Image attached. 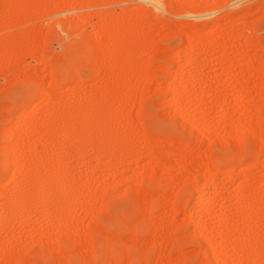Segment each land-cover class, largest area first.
Here are the masks:
<instances>
[{
  "label": "rangeland",
  "instance_id": "obj_1",
  "mask_svg": "<svg viewBox=\"0 0 264 264\" xmlns=\"http://www.w3.org/2000/svg\"><path fill=\"white\" fill-rule=\"evenodd\" d=\"M2 1L0 201L26 202L0 264H264V0ZM102 19L123 33L96 52ZM73 119L86 121L66 154ZM4 130L19 181L1 164Z\"/></svg>",
  "mask_w": 264,
  "mask_h": 264
},
{
  "label": "bare ground",
  "instance_id": "obj_2",
  "mask_svg": "<svg viewBox=\"0 0 264 264\" xmlns=\"http://www.w3.org/2000/svg\"><path fill=\"white\" fill-rule=\"evenodd\" d=\"M4 1V7L6 8H9L10 7V4H12V3H10V0H3ZM2 1V2H3ZM12 1V0H11ZM13 2V1H12ZM10 9V8H9ZM9 9H7V10H9ZM10 11V10H9ZM128 17V16H127ZM126 20H128L127 18H126ZM111 22H107L106 20H104V19H102L101 20V27H100V34L99 35H97V36H94V38H93V40H92V43H91V45L89 46V49H91V50H96V52L101 48V45H102V39H101V36L103 35V34H111L112 36H113V40H112V46H110V47H112V48H114V46H115V44H116V35L117 34H122L123 33V31L122 30H120V29H118V33H117V31L115 32V29L113 28V26L110 24ZM99 24V23H98ZM100 26V25H99ZM125 29V28H124ZM190 37V36H189ZM20 39V38H19ZM187 39V38H186ZM16 40H18V39H16ZM189 41H193L192 39H188ZM189 41H187V43L189 42ZM17 42V41H16ZM21 42V41H20ZM19 43V42H18ZM193 43V42H192ZM189 45H191L190 43H189ZM188 45V46H189ZM187 46V47H188ZM193 46V45H192ZM188 49V48H187ZM189 49H191V50H189ZM188 50H187V52L188 53H194L193 55L195 56L193 59L191 58V61L190 62H188L189 64L188 65H190L191 67H190V70H192L193 71V77H197V73H196V70L200 67V66H202V64H201V62L197 59V56L204 50L199 44H197V43H195V46H193V47H190ZM193 49V50H192ZM101 50V49H100ZM99 50V51H100ZM190 51V52H189ZM99 53H101V52H98V54ZM101 55V54H100ZM190 56H192L191 54H190ZM98 57V56H97ZM193 57V56H192ZM103 59V58H102ZM44 60V59H43ZM44 62H46V61H44ZM109 62V61H108ZM110 62H112V60L110 61ZM104 63V62H103ZM106 63V62H105ZM112 63H114V62H112ZM112 63H110V64H112ZM107 64V63H106ZM109 64V63H108ZM109 64V66L111 67V65ZM113 65V64H112ZM105 67H107V65H105ZM109 69H111V68H109ZM112 69H114V67H112ZM195 72V73H194ZM75 77V76H74ZM81 77V76H80ZM81 80H83V79H81ZM81 80H80V78L78 77V78H74V83H75V86H76V88L78 89V87H80L81 86ZM37 81V80H36ZM177 81V80H176ZM73 84V83H72ZM44 86V85H43ZM74 86V87H75ZM75 88V89H76ZM206 91V90H205ZM204 91V92H205ZM174 93H173V96L175 97L176 95H177V86H175V90L173 91ZM203 92V93H204ZM207 93V92H206ZM38 95H40L41 97H43V96H45V97H47V93H46V91H45V89L42 87V89H39V91H38ZM49 97V96H48ZM215 98H213V100H214ZM21 102V101H20ZM26 102V101H25ZM24 102V103H25ZM26 104V103H25ZM31 104V103H30ZM29 104V105H30ZM21 105V104H20ZM21 107V106H20ZM224 115V113L223 112H221L220 114H219V116L221 117V116H223ZM255 117H257V115L255 116ZM91 118V117H90ZM70 119V118H69ZM85 119V118H84ZM88 119V118H87ZM92 120H93V118L92 119H90L89 121H87V122H85L88 126H93L92 125ZM82 121V120H81ZM95 121V120H94ZM71 122V125L70 126H68V127H66L65 128V130L62 132V134L60 135V136H58L57 138V140H58V142H59V145L61 146L60 148L62 149L61 151H63V153H69V152H71L72 151V147H70V145H69V143L73 146V143H74V134H75V130L80 126V125H84V122L83 123H80L79 122V120H77V119H73L72 121H70ZM70 122H69V124H70ZM68 124V125H69ZM85 124V125H86ZM86 125V126H87ZM97 125V124H96ZM87 126V127H88ZM95 126V125H94ZM100 126V125H99ZM260 129H261V132L263 133V139L261 140V148H262V150H263V148H264V124L262 125V127H260ZM10 131V130H9ZM8 130H4L2 133H3V138L5 137L8 141H7V143L5 144V145H3L2 147H1V152H2V158H1V164H2V166H3V169L4 170H7L8 169V167H9V163L12 161L13 163H15L17 166V169H16V171L13 173V176H14V178L15 179H17L18 181H19V179L21 178V177H23V176H25V165H26V163H25V161L20 157V150H19V147H18V144L17 143H14L13 142V144L12 143H10V141H9V138L12 136V134H11V132L13 133V131L11 130V132H9ZM260 131V130H259ZM1 135V134H0ZM90 135V134H89ZM111 135H113V134H111ZM150 136V135H149ZM113 138V137H112ZM92 139V136L90 135V136H88V137H85V140L83 141V153H81V151L79 152H77L78 153V155H83L84 156V154H86V153H84V145H86V143H88V142H90V140ZM4 140V139H3ZM93 140V139H92ZM73 141V142H72ZM75 142H76V140H75ZM68 144V145H67ZM71 150V151H70ZM79 150V149H78ZM71 153H73V151L71 152ZM75 153H76V151H75ZM74 153V154H75ZM76 153V154H77ZM208 153V152H207ZM70 154V153H69ZM64 155V154H63ZM71 155H73V154H71ZM205 155H207V154H205ZM209 156V155H208ZM78 157V156H77ZM206 157V156H205ZM204 157V158H205ZM207 158V157H206ZM79 160H80V158H79ZM207 160V159H206ZM209 160V159H208ZM198 161V160H197ZM200 162V161H199ZM198 162V164H200ZM208 162V161H207ZM12 163V164H13ZM203 163V162H202ZM218 163V162H217ZM212 164V163H211ZM210 164V165H211ZM207 165H209V162H208V164ZM213 165V164H212ZM211 165V166H212ZM14 166V165H13ZM205 167V166H204ZM208 167V166H207ZM212 167H214V166H212ZM214 168H216V167H214ZM219 169V168H218ZM208 171V170H207ZM210 171H212V169L210 170ZM202 174H203V172H202ZM216 174V173H215ZM204 175V174H203ZM213 174H211L209 171H208V173H206L205 174V183L201 186V195H203V196H205L206 194H208V193H210L211 192V190H212V182H211V180H212V178H213ZM46 178H44V179H42L43 181V185L45 186V187H49L50 185H51V183L53 184V182H58V180L56 179V177H55V175L54 174H51L50 176H45ZM22 179V178H21ZM24 179V178H23ZM57 180V181H56ZM23 181V180H22ZM60 181V180H59ZM21 182V181H20ZM63 182V181H62ZM60 183V182H59ZM58 183V184H59ZM61 184H63V185H65L64 183H60V185ZM59 185V186H60ZM54 186V185H53ZM62 186V185H61ZM193 186V185H192ZM197 186V185H196ZM50 188V187H49ZM195 188V187H194ZM18 191V190H17ZM19 192V191H18ZM18 194V193H17ZM16 194V195H17ZM20 194V193H19ZM18 196L19 195H17L16 197H17V200H16V197H15V200H13V201H15L14 203H13V205L11 206H8V205H6L5 203H3V202H1L0 201V232H1V230H2V228L3 227H5V225L6 224H8V223H11V219H13L12 217V215L13 214H18V217H19V215H20V213H21V210H22V208L24 207V205H25V202H26V198L25 197H21V196H19L20 198L18 199ZM161 198H163V197H161ZM38 199H39V201L41 202V203H45L46 202V196L42 193L40 196H38ZM206 201H207V203H210V202H214V200L210 197H208L207 199H206ZM74 202V201H73ZM165 202L163 201V203L162 204H164ZM164 205H166V204H164ZM180 207V206H179ZM175 208H176V206H175ZM178 209V208H177ZM180 209V208H179ZM15 214V215H16ZM22 214V213H21ZM14 215V216H15ZM17 216V215H16ZM15 216V217H16ZM97 221V220H96ZM95 221V222H96ZM96 224V223H95ZM99 224V223H98ZM10 225V224H9ZM99 226V225H98ZM6 227H8V225L6 226ZM101 227V226H100ZM104 228V227H103ZM98 229V228H97ZM102 229V228H101ZM99 231V230H98ZM101 232H103V231H101ZM106 232V231H105ZM108 232H109V230H108ZM109 235V234H108ZM89 236V235H88ZM115 236H117V235H115ZM90 240V239H89ZM106 240V239H105ZM104 241V240H103ZM111 242V241H110ZM103 243V242H102ZM89 244V243H88ZM90 245H92V244H90ZM102 245V247H101V249H103V251H104V248L105 247H107L108 246V242H104L103 244H101ZM78 247H80V246H78ZM93 247V246H92ZM108 247H110V248H112L111 246H108ZM158 247H160V244H159V246ZM161 247H162V244H161ZM163 248H164V246H163ZM101 249H100V251H101ZM105 249H108L109 251H110V249L109 248H105ZM80 250V249H79ZM144 250V249H143ZM102 251V252H103ZM124 251V250H123ZM164 251H166L165 249H164ZM163 251V249H161V248H159V251H158V254L160 255V256H162V253L164 252ZM82 252V251H81ZM80 252V253H81ZM111 252V251H110ZM167 252H168V250H167ZM124 253V252H123ZM122 253V254H123ZM98 254V253H97ZM126 254V253H125ZM157 254V253H156ZM157 254V255H158ZM167 254V253H166ZM250 254V253H249ZM158 255V256H159ZM20 256V255H19ZM22 256V255H21ZM38 256V255H37ZM109 256V255H108ZM113 256V255H112ZM23 257V256H22ZM110 257V256H109ZM108 257V258H109ZM115 257V256H114ZM125 257L126 258H128L129 256H127V255H125ZM145 257V256H144ZM21 258V257H20ZM26 259V257H24L23 258V260H25ZM27 261H28V258L26 259ZM110 260H111V258H110ZM109 260V261H110ZM128 260V259H127ZM26 261V262H27ZM115 261V260H114ZM105 262V261H104ZM116 262V261H115ZM130 262V261H129ZM25 263V262H24ZM28 264L30 263V261H28L27 262ZM119 264H120V262H118ZM58 264V263H57ZM121 264H123V263H121ZM130 264V263H129ZM223 264V263H222Z\"/></svg>",
  "mask_w": 264,
  "mask_h": 264
}]
</instances>
